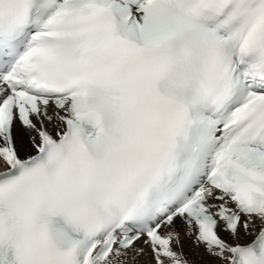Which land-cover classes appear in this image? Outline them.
I'll return each instance as SVG.
<instances>
[{
    "label": "snow or ice",
    "instance_id": "obj_1",
    "mask_svg": "<svg viewBox=\"0 0 264 264\" xmlns=\"http://www.w3.org/2000/svg\"><path fill=\"white\" fill-rule=\"evenodd\" d=\"M0 264H264V0H0Z\"/></svg>",
    "mask_w": 264,
    "mask_h": 264
}]
</instances>
